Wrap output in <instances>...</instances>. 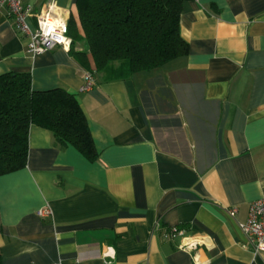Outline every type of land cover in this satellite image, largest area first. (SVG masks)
<instances>
[{
    "label": "crops",
    "instance_id": "crops-1",
    "mask_svg": "<svg viewBox=\"0 0 264 264\" xmlns=\"http://www.w3.org/2000/svg\"><path fill=\"white\" fill-rule=\"evenodd\" d=\"M55 2L76 16V0ZM179 33L185 56L106 80L90 57L85 68L60 47L28 54L0 7V74L74 94L98 153L90 162L29 127L25 166L0 175L2 264H194L165 239L171 226L209 237L200 264H264L238 227L264 197V0L184 1ZM85 71L95 84L83 91Z\"/></svg>",
    "mask_w": 264,
    "mask_h": 264
},
{
    "label": "trees",
    "instance_id": "trees-1",
    "mask_svg": "<svg viewBox=\"0 0 264 264\" xmlns=\"http://www.w3.org/2000/svg\"><path fill=\"white\" fill-rule=\"evenodd\" d=\"M184 1L76 0L77 21L69 16L68 34L84 50L70 48L69 53L85 68L90 57L93 72L106 80L151 71L185 56L188 44L179 33ZM31 125L49 130L59 147L70 145L88 161L97 159L74 94L62 88L35 91L28 72L0 74V175L25 166Z\"/></svg>",
    "mask_w": 264,
    "mask_h": 264
},
{
    "label": "built area",
    "instance_id": "built-area-1",
    "mask_svg": "<svg viewBox=\"0 0 264 264\" xmlns=\"http://www.w3.org/2000/svg\"><path fill=\"white\" fill-rule=\"evenodd\" d=\"M0 7L5 8L13 28L26 41V51L31 56L39 55L60 47L69 51L72 38L68 34L69 12L58 6L55 0H49L39 10H34L22 0H0ZM95 84V78L90 71H85L80 90L86 91ZM235 209H229L232 215ZM41 217L50 216L51 209L44 206L37 210ZM238 227L246 238V246L253 253L264 252V197L258 198L249 204L244 221L238 222ZM165 239L179 237L177 247L191 254L193 263L200 264L197 257L199 247L208 248L211 245L209 237L194 236L178 226H171L164 234Z\"/></svg>",
    "mask_w": 264,
    "mask_h": 264
},
{
    "label": "rangeland",
    "instance_id": "rangeland-1",
    "mask_svg": "<svg viewBox=\"0 0 264 264\" xmlns=\"http://www.w3.org/2000/svg\"><path fill=\"white\" fill-rule=\"evenodd\" d=\"M74 20L77 21L76 17H75V14H74ZM74 52H77V51H80V50H84V45L77 41V40H74L71 44V47H70ZM114 66V65H113ZM100 77H102L104 79V75L103 73H99L98 74ZM108 76V74H106V77Z\"/></svg>",
    "mask_w": 264,
    "mask_h": 264
}]
</instances>
